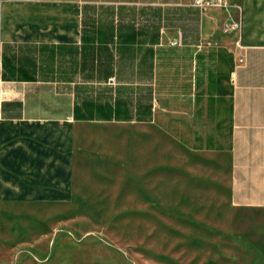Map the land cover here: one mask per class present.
Segmentation results:
<instances>
[{"label": "crops", "instance_id": "0c3cea01", "mask_svg": "<svg viewBox=\"0 0 264 264\" xmlns=\"http://www.w3.org/2000/svg\"><path fill=\"white\" fill-rule=\"evenodd\" d=\"M196 1L0 0V234L7 204L71 193L78 124L158 128L264 209V11L253 33Z\"/></svg>", "mask_w": 264, "mask_h": 264}, {"label": "rangeland", "instance_id": "374dc122", "mask_svg": "<svg viewBox=\"0 0 264 264\" xmlns=\"http://www.w3.org/2000/svg\"><path fill=\"white\" fill-rule=\"evenodd\" d=\"M254 33L264 0H235ZM72 191L3 209L0 264H264V209L153 126L78 124Z\"/></svg>", "mask_w": 264, "mask_h": 264}, {"label": "built area", "instance_id": "2783aa9c", "mask_svg": "<svg viewBox=\"0 0 264 264\" xmlns=\"http://www.w3.org/2000/svg\"><path fill=\"white\" fill-rule=\"evenodd\" d=\"M225 0H212L211 2H209L210 4L213 5H223ZM197 3L201 4L200 0L196 1ZM238 26V23L236 22H231L230 24H226L223 26L222 30L226 33L231 32L232 30L236 29Z\"/></svg>", "mask_w": 264, "mask_h": 264}]
</instances>
